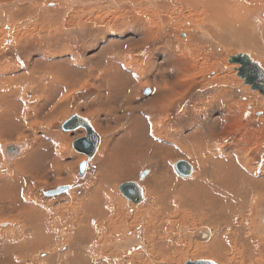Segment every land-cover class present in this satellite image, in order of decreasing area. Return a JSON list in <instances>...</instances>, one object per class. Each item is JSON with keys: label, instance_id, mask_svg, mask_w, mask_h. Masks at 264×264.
<instances>
[{"label": "rangeland", "instance_id": "374dc122", "mask_svg": "<svg viewBox=\"0 0 264 264\" xmlns=\"http://www.w3.org/2000/svg\"><path fill=\"white\" fill-rule=\"evenodd\" d=\"M29 1L31 0H3V2L1 1V4H3L4 7H0V30H4L2 33L0 31V85L4 82L3 79L11 78L8 76L10 73H14V76L16 73L17 76L20 77L19 81L13 82L12 85V88L14 89L20 88L19 93H11L16 105V108L14 106V115L0 121V180L4 181L3 176L7 174H11V177L18 178V173L22 174L23 171L28 176L27 185L24 190L22 189L24 193L26 192L25 198H23V194L21 195L19 192L18 194L13 195L10 192L11 190L8 189L14 183L16 184V182H13L11 186L5 189L0 187V197L3 198L2 195L5 196L4 194H6L9 197H7L5 201L8 200L9 203L13 202L12 205H9L10 207L7 206L8 208H6V206H0V223H2L0 226V239H2L0 240L2 242L0 247H4L3 250L1 249L0 264H47V262L49 264H67V262L68 264H100L92 263L91 261L86 260L84 256L77 257V254L71 251L73 246L66 240L65 236L69 237L70 234H72L76 227V222L82 224L81 220L84 221L83 218L87 216L85 214H88V208L95 206L98 202V197L102 196H105V199H112L115 206L121 205V210L124 213V220L128 221L129 226H134L129 231L134 234L132 238H136L137 245H130V243H127L130 242V235L125 231V229L128 228L126 223L124 229L126 235L125 232L123 233L122 229H119L120 231L117 230V232L113 231L114 233L107 231H104V233L96 232L103 235L100 240H94L101 244L97 243V247L101 246L97 249H104L102 243L106 248L104 250H111L110 252H113L114 250L117 251V248V254L120 251L117 260H126L124 256L130 252H133V254L135 253L134 255L136 257L141 253L138 258L141 259L142 262H146L143 264H152L148 263L150 262V260L147 259L149 258L148 255L150 256V259L155 256L153 253H149V249L161 239H159L160 236H157L155 239L150 240V229L146 230L145 228L146 222L148 221L146 211L154 205L153 197H155L153 192L155 185L152 180H149L150 182L147 184H145V182H148L147 180L149 176L153 178L154 175L161 173L159 171L162 170H169L171 173V176H168L167 173L163 172L165 178V183L163 182V192L164 195H166L165 199H171L169 196L172 195L175 199L187 197V199L191 200L192 204H190L191 207L189 209H184L183 206L179 210L184 211L183 214L185 213L186 216H188L183 222L178 220V223L181 222L182 224H186V226L188 225L187 233L192 235L202 234V232L207 234L208 231L212 233L213 230L216 231L218 226H224L225 223H228V219L231 220L232 218V220L237 221V218L240 216L238 220L240 222L242 221V228L245 226L246 222H248V225L245 226L247 228L244 227V229L247 230L246 233L253 237H264V232L262 231L264 230L262 228L264 222L262 221V224L260 220L262 216L261 214H263L261 211L264 210V198H262L264 196H260L257 192L256 194L243 193L245 198L242 199L239 196L237 197L238 194H236L234 196V201L237 203V206L234 205L233 210L228 209V207L223 205V200L226 199L227 193L229 192L227 190L232 189L231 186H225L226 183L223 182V177H226L227 181L232 179L233 175L228 176V173H240L243 175V172H246L244 173V176L246 177V180H249V183L255 179L254 181L257 182V185L260 188L264 185V97L253 91L250 86L244 84V81L238 76L239 72L235 69V66L230 63L229 59L231 56L235 57L241 54L252 58L257 64H264V52L260 50L262 47L256 48V44L249 43L250 41H254L250 40L248 33L254 34L253 37L257 40L260 37L257 35L255 29L257 26L250 27L247 32L239 31L236 33L233 31L231 35L218 31L217 29L214 30L215 27L211 30L210 35H207V31L212 28L206 26V33L204 34L203 31L200 32L198 27L194 26V22H192L194 20L191 18L192 13L189 15L186 4H182L180 2L181 0H162L163 4H165L164 2L166 1V5L161 9H157L159 15L156 12L148 14L150 8L147 7L148 10H146L147 8L144 0H132V2L130 0H113L118 1V5L112 6L116 12L108 10L110 11V14H107L104 10L101 11L102 13H97L99 10L104 9V7L106 8V6H102L104 3H95L96 5L94 6L96 7L93 10L89 7L91 5H83V3H81L82 0H79L80 2L78 0L77 2L76 0H69L70 2L68 0ZM23 4L24 6H22ZM156 4L158 8V5H160L158 0L155 5ZM128 6L139 8L141 13L147 12L145 17L143 16V24L139 22V19L127 15V11L125 13L121 11ZM32 7H34V9H32ZM203 7L204 6H201L202 9ZM4 8L6 14L12 12L16 14L19 19L16 24L18 25V22L20 21L19 28L20 30L25 31L22 35H15V33L18 32V27L16 28V25H14L12 33H9L11 31L8 26L9 24L6 21L7 18L2 16ZM52 9L55 11H52ZM151 9L154 11L153 8ZM58 10H61V12ZM263 14L264 7L257 11V22L261 23L259 18H261V16L263 17ZM19 15L20 17H18ZM66 15H68L69 18ZM52 17L57 21H46L48 18L53 19ZM113 18L114 21L112 20ZM42 21H46V24L40 26ZM261 26L264 27L262 24ZM35 27L38 29H35ZM66 29L67 31H65ZM224 31H226V29H224ZM255 34L257 35L256 37ZM239 35L241 36L238 37ZM232 37L235 38L233 42L225 45L222 39L229 41L233 39ZM26 38H28L29 41ZM244 38L246 39L241 40ZM123 40L124 42H122ZM257 40L255 41L256 43H258ZM25 43H36V46L34 49L30 48L28 52H25ZM103 46L104 49L101 50ZM167 47H173L176 49L181 48V51L186 49V47L188 48V57L189 55L193 57V61L191 60L190 62L192 64V69L191 67L188 69V72L190 73L187 72L181 76L178 75L177 80L176 74H174V77V75L172 76L171 73H168L174 68L178 67L180 69L181 66L178 64L180 61L174 62L178 61V59H175L174 57V59H170L168 58L169 55L163 53L162 49ZM87 49L91 52H88ZM100 50L102 54H100ZM68 53H70V55ZM116 54H119L118 57H116ZM164 54L165 56H163ZM123 56L130 60V62L127 61L125 65H123ZM79 58H84L82 60L86 63V65H84L85 67L76 63V60ZM107 62H109V66L107 65ZM110 64L112 66H110ZM113 67H115L118 72H114L112 70ZM56 68H60V76L57 77L55 74V77H52V79L48 77L44 78L42 83L45 84L47 82L46 84H51V86L41 95L38 90L44 87L40 85L37 87L35 86L36 84L33 83L32 80L34 78L33 75L36 72L46 71L45 69L55 71ZM102 69H105L106 71L105 76H109L105 77L104 80L106 82L110 81V83L113 84V87L119 85L121 89L123 88L125 90L126 86L129 85L127 90L133 92L131 97H134V100L137 101L134 110H132L131 107L128 108L127 105H125V109L123 110L121 109L122 105L119 104L116 106L115 101L119 100L120 96L116 93L108 98V104L110 107L105 106L104 101L100 102L99 99H95L96 96L98 98L100 97V93L95 87L97 85L95 84L98 83L96 82L99 79L98 72ZM123 69H125L126 72H124ZM19 70L23 72L21 73ZM147 72L151 75L146 76L145 74ZM78 73H81L82 76L85 75L87 78L82 80V76ZM87 73L91 77H89ZM124 73H127L126 75L129 78L128 81L120 80ZM26 75H30V77H26ZM134 75L137 76L133 79ZM28 78L30 80H28ZM140 78H142V81H139ZM10 81L12 80H9V82ZM67 82H72L73 84L79 82V84L73 88H67ZM166 82L169 85H178V89L175 92L176 94L174 93L175 95L160 98L159 104L156 105L159 101V96H155L154 94H160L163 86L166 85ZM91 83L93 85H91ZM162 83L164 85H162ZM19 84L21 86H18ZM146 84H148V87ZM154 84H159L161 88H156ZM169 85H166V87ZM146 90H150L149 95L144 93ZM91 98H94L92 102ZM96 100L100 103L98 109H95L93 104ZM139 103H142L147 109ZM155 105L156 107L160 106L159 108L164 112V115L162 116V120L164 121L161 124V128L170 133L181 131L182 134H179V136L182 141H185L184 135L191 138L192 132L197 131L200 127H205L206 125L210 127L211 133L217 135L214 143L212 139H208L206 145L208 147V144H210L212 147L209 150L212 149L216 153L214 152L208 157V159H205L203 155H200L199 158L200 167L207 169L209 174H212L213 172L215 173L214 182L210 183L209 177L205 180L203 177L204 172H201L196 178H189V176L187 179H181L178 175L180 173L177 170V165L175 167L176 161L183 158V155H181L176 148V144L177 146L179 145V142H177L178 138H173L170 134H164L162 140H167L169 138V141L172 142L171 144L165 143L164 145V140H159L160 138L157 140L156 138L151 139L153 136H148V134L150 135L148 127L151 129V126L148 121V119L150 120V117L146 113H148V110H152L151 113H153L156 108ZM159 108L157 110H159ZM98 110H101L102 114H107L104 115L107 116V118L104 119L107 122L100 119ZM89 111L94 115V118H96L98 124V130L96 133L99 135L101 143L94 161L90 162L91 166L88 168L87 174L80 176L79 169L77 171L75 164L81 162L79 165L81 166L82 163L89 162L83 153L78 152L74 148L75 141H73V137L78 136L77 138L84 139L85 136L83 134H77L82 131L80 129L69 132L64 130L63 126L74 117H79V114L86 117V115H88L87 112ZM130 113L132 115H130ZM190 113L191 118L189 117ZM226 113L228 114L226 115ZM221 115L224 116V118L221 117ZM85 117L80 116L82 119H87ZM232 117H235V121L233 123H228L230 119L232 120ZM90 119L93 120L91 117ZM88 121L90 120L87 119V122ZM133 121L134 123H132ZM140 123L143 124L145 128L144 130H146L145 133L140 128ZM127 124L128 127L135 125V128L133 129L138 127L139 131H136L138 133H135L136 135H134V130H128V134H132L130 136L127 132L122 131L123 129H127ZM228 127H232V131L227 136H222L223 131ZM147 132L148 134H146ZM64 135H68L72 140H68V137H64ZM26 138L33 141L32 149L34 151L25 159V161L18 163L16 166L12 165L13 162L24 152L29 150L30 143L29 141H24ZM117 138L119 140L118 148L120 150L115 153L116 158L113 160V164L110 162L108 164L106 158L109 159V156L114 155L112 154V151L109 152V150L116 144L115 140ZM148 138L152 141H149ZM17 139L20 141L16 142ZM6 140L7 142L13 141L12 143L14 145L12 143H6L2 146L3 141ZM163 147L165 148L163 149ZM184 147L185 145L183 144V149ZM218 148H221L222 151H218ZM113 152H115V150H113ZM148 153L150 156L157 154L156 158L152 160V163L147 162L148 158L146 155ZM1 157L4 158L3 165L1 163ZM144 158H146L145 161ZM179 162H184V160H180L177 163ZM159 164L163 165L165 169L159 168ZM9 166L11 167L9 168ZM259 166L263 167V171L259 169L261 168ZM144 170L149 173H151L150 170H152V176L148 173L149 176L146 175V177L142 179L141 174L145 172ZM174 173L176 174V177L174 176ZM132 182H138L144 190V195H146L144 196L145 203L141 205L140 208L136 206L134 208L133 204L127 201L120 192V187L123 184ZM242 182L243 184L239 183L238 187H235L236 190L241 189L242 186L246 184L244 180ZM61 184H68L66 186L74 187V191L57 197H52L53 199L46 197L45 194L47 192L57 190L61 187H58V185ZM196 186H199L200 188H197ZM19 188L21 189V187ZM175 192L177 193L175 194ZM195 193L197 194L195 195ZM203 193L206 197L205 195L201 197ZM193 198L198 200L197 204L194 203L196 200ZM202 200H206L207 204H200ZM215 204L219 207H216ZM238 207L241 208L239 215L238 217L235 216L236 218H233L232 215ZM248 207L249 209H247ZM30 208L34 210V213L30 214L31 216L23 218L24 220H19L15 216L17 214H22L24 211L29 214ZM195 209L200 216L192 213ZM160 210H162V207ZM200 210L202 211V214ZM12 211L14 213H12ZM84 211L87 213H84ZM135 214L137 217L131 222V219L133 218L132 216ZM251 214L255 215L251 216ZM211 215H213V218L216 220L211 218ZM81 216L83 218H81ZM207 219H213L214 224L216 222L218 223L214 226L213 230L210 226L204 224ZM203 220L205 221L203 222ZM71 222L75 223V227ZM249 222H251V224ZM22 225L27 227L30 231L28 243L22 242V239L19 237V235L22 234L18 229ZM80 226L82 227V225ZM76 231L75 236L84 238L85 231L83 227L79 228L78 226ZM61 233L64 234L62 235ZM177 233H179V231H177ZM88 234L89 233H85V235ZM234 234L235 233L228 238L229 241L232 242L231 245H234L235 243ZM4 242H7V245H4ZM219 243L220 245L223 243L221 238L219 239ZM69 244L71 247H69ZM139 244H141V246ZM221 247L225 248V245H222ZM65 248L70 249L67 250ZM92 248L93 247L90 249ZM174 249L179 255L177 258V264H187L189 262L193 263L198 261H213L214 264H224V262L220 260L210 258L211 256L205 260H200L201 257L185 258L186 256L184 253L181 256L182 252H184V247L172 248L169 254H171ZM46 250L48 254L45 253ZM164 252L163 254L166 256V259L168 255ZM155 253L156 255H159V252ZM247 253L248 251L246 249L242 250L240 247H237L234 251L229 252L228 263L253 264L246 258ZM100 254L101 252H98V255ZM145 255L147 258L144 257ZM241 255H243V257H241ZM262 256H264V253ZM258 257L259 256H254L255 259H258ZM99 259L100 258H97V260Z\"/></svg>", "mask_w": 264, "mask_h": 264}, {"label": "bare ground", "instance_id": "6f19581e", "mask_svg": "<svg viewBox=\"0 0 264 264\" xmlns=\"http://www.w3.org/2000/svg\"><path fill=\"white\" fill-rule=\"evenodd\" d=\"M3 2V0H0V7L1 6H3V4H1L2 2ZM9 1V0H8ZM32 1V0H31ZM31 1H29V2H31ZM41 1V0H40ZM45 1V0H44ZM69 1V0H68ZM71 1H75V0H71ZM79 1V0H78ZM131 2H132V0H130ZM162 0H158V2L160 3V5H158V8H157V4L155 5V3L157 2V0H147V1H145L144 0V3H145V5H146V8L148 7V8H150L149 10H148V8L146 9V10H148V14H150V13H158V10L157 9H161L164 5H166V1L164 2L165 4H163V1L161 2ZM171 1V0H170ZM176 1V0H175ZM17 2H21V1H17ZM34 2V1H33ZM32 2V3H33ZM37 2V1H36ZM70 2V1H69ZM68 2V3H69ZM76 2H77V0H76ZM80 2V1H79ZM117 2L118 1H113V0H93V1H91V0H82L81 1V3H83V5H91V6H89L90 8H92L93 10H94V8L96 7V6H94V5H96V4H101V3H104L102 6H106V8L104 7V9H102V10H99L97 13H102L101 11H105L107 14H110L109 12L110 11H108V10H111V11H115V9H113V7L112 6H116V5H118L117 4ZM120 2H122V1H120ZM139 2V1H138ZM142 2V1H141ZM182 4L183 3H185L186 4V6H187V8H188V12H189V15L192 13V20H194V21H192V20H190V21H192V22H194V26H196V27H198V30L200 31V32H202L203 31V33L205 34L206 33V30H205V27L207 26L208 28H212V29H210V30H208L207 31V35H210V32H211V30H213V27H215L214 28V30L215 29H217L218 31H221V32H225V33H227L228 35L230 34L231 35V33L233 32V31H235L236 33H238L239 31H241V32H247L248 30H249V28L250 27H253V26H257L255 29H256V31H257V35L258 36H260L259 38H258V40L257 39H255L253 36H254V34H252V33H248L249 34V36L248 37H250V40H253L254 42L257 40L258 41V43H254V42H252V41H250L249 43H252V44H256V48H258V47H262V48H260V50H262V52H264V27L263 26H261V24L262 25H264V14H263V17L261 16V18H259V21L261 22V23H259V22H257L256 21V16H257V11L258 10H260V8H263L264 7V0H181L180 1ZM13 3V2H12ZM11 3V4H12ZM28 3V2H27ZM26 3V4H27ZM42 3H43V1H42ZM96 3V4H95ZM169 3V2H168ZM167 3V4H168ZM10 4V3H9ZM31 4V3H30ZM56 4V3H55ZM131 4V3H130ZM136 4V3H135ZM140 4V3H139ZM142 4V3H141ZM169 4H171V3H169ZM180 4V3H179ZM19 5V4H18ZM17 5V6H18ZM57 5V4H56ZM67 5V4H66ZM73 5V4H72ZM172 5V4H171ZM218 5V6H217ZM14 6V5H13ZM21 6V5H20ZM22 6H24V4L22 5ZM39 6H40V2H39ZM185 6V7H186ZM201 6H204L203 7V9L201 8ZM4 7V6H3ZM2 7V8H3ZM11 7V6H10ZM30 7V6H29ZM35 7V6H34ZM34 7H32V9H34ZM59 7V6H58ZM68 7V6H67ZM139 7H141V6H139ZM15 8H17V7H15ZM20 8V7H19ZM38 8V7H37ZM36 8V9H37ZM69 8V7H68ZM70 8H71V6H70ZM116 8V7H115ZM143 8V7H142ZM151 8H153V10L154 11H152V9ZM171 8V7H170ZM50 9V8H49ZM57 9V8H56ZM86 9V8H85ZM101 9V8H100ZM182 9V8H181ZM180 9V10H181ZM38 10V9H37ZM90 10V9H89ZM96 10V9H95ZM117 10V9H116ZM15 11V10H14ZM52 11H55V10H53L52 9ZM58 11H60L61 12V10H58ZM123 13H125L126 11H127V15H129V16H132L133 18H137V19H139V22L141 23V24H143V16L145 17V15H146V13L144 12V13H141V10L139 9V8H135L134 6H128L127 8H124V9H122L121 10ZM177 11V10H176ZM183 11V10H182ZM33 12V11H32ZM37 12V11H36ZM35 12V13H36ZM42 12V11H41ZM62 12H63V10H62ZM105 12H103V13H105ZM116 12V11H115ZM160 12V11H159ZM181 12V11H180ZM34 13V12H33ZM94 13V12H93ZM119 13H121V12H119ZM260 13V12H259ZM42 14V13H41ZM41 14H38V15H41ZM53 14V13H52ZM57 14V13H56ZM118 14V13H117ZM166 14V13H165ZM34 15V14H33ZM99 15V14H98ZM104 15V14H103ZM103 15H102V17H103ZM114 15V14H113ZM158 15H159V13H158ZM161 15H164V14H161ZM177 15V14H176ZM176 15H175V17H176ZM261 15V14H260ZM2 16L3 17H6L7 19H6V21H7V23L9 24L8 26L10 27V31L11 32H9V33H12V31H13V28H14V25H16V28L18 27V32L17 33H15V35H22L25 31L24 30H20V28H19V26H20V21L18 22V25L16 24V22L19 20L18 18H17V16H16V14L14 13V12H12V13H7L6 14V10H5V8H4V10H3V12H2ZM56 16V15H55ZM61 16V15H60ZM60 16H58V17H60ZM68 18H69V16L68 15H66ZM115 16H117V15H115ZM155 16V15H154ZM177 16H179V15H177ZM241 16V17H240ZM2 17V18H3ZM18 17H20V15L18 16ZM36 17H37V15H36ZM62 17V16H61ZM99 17V16H98ZM157 17V16H156ZM17 18V19H16ZM53 18V17H52ZM116 18V17H115ZM188 18V17H187ZM33 19V18H32ZM35 19V18H34ZM56 19H58V18H56ZM101 19V18H100ZM145 19H147V18H145ZM212 19H214V20H212ZM38 20V19H37ZM50 20H52V22H54L55 21V18H53V19H51V18H48L46 21H50ZM99 20V19H98ZM113 21H114V18L112 19ZM132 20V19H131ZM135 20V19H134ZM150 20V19H149ZM174 20V19H173ZM46 21H42V24L40 25V26H42L43 24H46ZM57 21V20H56ZM55 21V22H56ZM104 21V20H103ZM11 22V23H10ZM59 22V21H58ZM67 22V21H66ZM188 22V21H187ZM5 23V22H4ZM146 23V22H145ZM191 23V22H190ZM212 23V24H211ZM256 23V24H255ZM1 24V23H0ZM53 24V23H52ZM52 24H50V25H52ZM58 24V23H57ZM65 24H67V23H65ZM105 24H106V22H105ZM105 24H104V26H105ZM4 25V24H3ZM6 25V24H5ZM184 25V24H183ZM190 25V24H189ZM213 25V26H212ZM23 26V25H22ZM34 26V25H33ZM39 26V27H40ZM55 26H57V25H55ZM6 27V26H5ZM64 27H65V25H64ZM96 27V26H95ZM94 27V28H95ZM189 27V26H188ZM41 28V27H40ZM49 28V27H48ZM61 28V27H60ZM66 28V27H65ZM132 28V27H131ZM4 29V28H3ZM9 29V28H8ZM35 29H38V28H36L35 27ZM62 29V28H61ZM224 29H226V31H224ZM262 29V30H261ZM34 30V29H33ZM75 30V29H74ZM189 30V29H188ZM193 30V29H192ZM232 30V31H231ZM1 31V33L2 32H4V30L2 31V30H0ZM23 31V32H22ZM42 31V30H41ZM65 31H67V29L65 30ZM229 31H231V32H229ZM7 32V31H6ZM184 32V31H183ZM190 32V31H189ZM56 33V32H55ZM82 33V32H81ZM197 33V32H196ZM26 34V33H25ZM57 34V33H56ZM190 35V34H189ZM256 34H255V37L257 36ZM241 35H239L238 37H240ZM110 37V36H109ZM193 37V36H192ZM191 37V38H192ZM197 37V36H196ZM236 37V36H235ZM108 38V37H107ZM230 38H231V36H230ZM233 38V37H232ZM27 40H28V38H26ZM235 38H233V39H231V40H229V41H227V40H225V39H222L223 41H224V43H225V45H228L229 43H231V42H233V40H234ZM246 38H244V39H241V40H245ZM16 40V39H15ZM19 40V39H18ZM12 41V40H11ZM29 41V40H28ZM51 41V40H50ZM127 41V40H126ZM125 41V42H126ZM130 41V40H129ZM132 41V40H131ZM185 41H187V40H185ZM14 42V41H13ZM16 42V41H15ZM122 42H124V40L122 41ZM32 43V42H31ZM147 43V42H146ZM218 43V42H217ZM28 43H25L24 45V48H25V52H28L29 51V49L31 48V49H34L35 48V44H28ZM44 44V43H43ZM97 44V43H96ZM210 44V43H209ZM208 44V45H209ZM219 44V43H218ZM50 45V44H49ZM188 45V44H187ZM45 46V45H44ZM91 46V45H90ZM45 48V47H44ZM179 48V47H178ZM104 49V46H103V48L101 49V50H103ZM181 49V48H180ZM180 49H176V48H169V47H167V48H164V49H162L163 50V53H165V54H167V55H169L168 56V58H170V59H172L173 57L175 58V59H178V61H174V62H179L180 61V63H178L180 66H181V68L179 69L178 67L177 68H174L173 70H171V72H168V73H171V75L173 76L174 74H176V80H177V77H178V75L179 76H181V75H183V74H185V73H187L188 72V69L191 67V69H192V64L190 63L191 62V60L193 61V57L191 56V55H189V57H188V48L186 47V49H183V51H181ZM46 50V49H45ZM44 50V51H45ZM89 49H87V51H88ZM101 50H100V54H102V52H101ZM212 51V50H211ZM88 52H91V51H88ZM191 52V51H190ZM52 53H54V52H52ZM69 55H70V53H68ZM75 54V53H74ZM77 54V53H76ZM135 54V53H134ZM141 54V53H140ZM165 54L163 55V56H165ZM118 55L119 54H116V57H118ZM128 55V54H127ZM241 55V54H240ZM73 56V55H72ZM98 56V55H97ZM97 56H95V57H97ZM238 56V55H237ZM245 56H247V55H245ZM35 57V56H34ZM39 57V56H38ZM94 57V58H95ZM101 57V56H100ZM110 57V56H109ZM129 57V56H128ZM228 57H229V55H228ZM234 57V56H233ZM232 56H231V58L229 57V59L231 60L232 58H233ZM248 57V56H247ZM61 58V57H60ZM80 58H81V56H80ZM78 59V60H76V63L77 64H79L80 66H83V67H85L84 65H86V63L82 60V59H84V58H82V59ZM173 58V59H174ZM234 58H236V56L234 57ZM250 58V57H249ZM92 59H93V57H92ZM130 59V58H129ZM169 59V60H170ZM252 59V58H251ZM89 60V59H88ZM123 61H124V63H123V65H125V63L128 61V62H130V60H128V59H126V57H124L123 56V59H122ZM93 61V60H92ZM172 61V60H171ZM170 61V62H171ZM225 61V60H224ZM252 61L253 62H255L253 59H252ZM152 62V61H151ZM74 63V62H73ZM109 62H107V65L109 66V64H108ZM21 64V63H20ZM257 64V63H256ZM123 65H122V67H123ZM233 66H235V69H237V71L239 72V69L241 68V66L239 65V64H232ZM261 68H263V70H264V64H262V65H260V64H258ZM110 66H112L111 64H110ZM178 66V65H177ZM226 66H227V64H226ZM228 67V66H227ZM23 68H24V66H23ZM198 68V67H197ZM20 69H22V68H20ZM190 69V70H191ZM204 69V68H203ZM226 69V68H225ZM46 71H42V72H36L33 76H34V78L32 79L33 80V83H35L36 85V87L38 86V85H40V86H42V87H44V88H40L39 90H38V88H37V90L41 93V95L43 94V92L45 91V90H47L48 88H50V86H51V84H49V85H47L46 83L45 84H43L42 83V81H43V79L44 78H46V77H48V78H51L52 79V77L54 78L55 77V74L57 75V77H59L60 76V73H61V70H60V68H56L55 69V71H50L51 69H45ZM87 70V69H86ZM112 70L114 71V72H118L117 71V69L115 68V67H113L112 68ZM167 70V69H166ZM193 70H194V67H193ZM232 70V69H231ZM16 71V70H15ZM89 71H90V69H89ZM112 71V72H113ZM123 71L124 72H126L125 71V69H123ZM199 71V70H198ZM198 71H196V72H198ZM3 72H6V71H3ZM19 72H21V70H19ZM23 72V71H22ZM21 72V73H22ZM135 72V71H134ZM133 72V73H134ZM18 73V72H17ZM127 73H129V72H127ZM127 73H124L123 74V77L122 78H120V80H122V81H128V77H127ZM188 73H190V72H188ZM80 76H82V74L81 73H78ZM105 74H106V71H105V69H102V70H99V72H98V77H99V79L96 81V82H98L97 84H95V85H97V86H95L96 87V89L98 90V92L100 93V97L98 98L97 96H96V98L95 99H99L100 100V102L101 101H104V103H105V106H108V107H110V105L108 104V98H110L113 94H119L120 96H119V100H116L115 101V105L117 106V105H122L121 106V109L123 110V109H125V105H127L128 106V108L129 107H131V109L132 110H134L135 108V106H136V100H134V97L132 98L131 97V95H133V92L131 91V90H127L128 89V86H126V89L124 90L123 88L121 89V87L119 86V85H116L115 87H113V84H111L110 83V81H105L104 80V78L105 77H109V76H105ZM87 75L89 76V77H91L88 73H87ZM133 75V74H132ZM146 76H149V75H151L149 72H147L146 74H145ZM145 75H143V76H145ZM239 75V74H238ZM9 77H11V78H5V79H3L4 80V82L0 85V121H3V120H5L7 117H9V116H13L14 115V106H15V108H16V105H15V101H14V99L12 98V96H11V93H19L20 92V88L18 89V88H12V85H13V82H15V81H19V76H17V74L15 73V76H14V73H10L9 75H8ZM130 76V75H129ZM137 75H134L133 76V79H134V77H136ZM26 77H30V75H26ZM93 77V76H92ZM174 77H175V75H174ZM185 77H186V75H185ZM82 78V80L83 79H85V78H87L85 75L84 76H82L81 77ZM172 78V77H171ZM184 78V77H183ZM185 79V78H184ZM186 79H188V78H186ZM241 80H243L244 81V84L245 85H247V86H250L251 87V85H248V84H246V81H245V78H240ZM9 80H12V81H10L9 82ZM28 80H30L29 78H28ZM175 80V81H176ZM179 80H180V78H179ZM192 80H193V78H192ZM56 81V80H55ZM139 81H142V78H140L139 79ZM231 81V80H230ZM27 82H29V81H27ZM49 82V81H48ZM182 82V81H181ZM180 82V83H181ZM106 83V84H105ZM163 83H165V82H163ZM162 83V85H164ZM189 83V82H188ZM79 84V82H76V84H73L72 82H67L66 83V87L67 88H73V87H75L76 85H78ZM178 84V83H177ZM91 85H93L92 83H91ZM147 85V87H148V84H146ZM155 85V87L156 88H161L160 87V85L159 84H154ZM166 85H169L167 82H166ZM166 85H164L163 86V88H162V92L160 93V94H157V93H155L154 95L156 96V95H158L159 96V101L156 103V105L157 104H159V102H160V98H163V97H168V96H172V95H175L176 93V90L178 89V85H176V86H174V84L172 85V84H170L169 86H167L166 87ZM18 86H21L20 84L18 85ZM26 87V86H25ZM100 87V88H99ZM149 87H150V85H149ZM182 87V86H181ZM23 88V87H22ZM153 88V87H152ZM252 89V88H251ZM253 90V89H252ZM161 91V90H160ZM253 91H255V92H257V93H259L260 95H262L263 97H264V95L263 94H261L260 93V91H257V90H253ZM175 93V94H174ZM89 94V93H88ZM178 94V93H177ZM153 95V96H154ZM184 96V95H183ZM252 96V95H251ZM10 98V99H9ZM39 98H40V96H39ZM149 98V97H148ZM151 98V97H150ZM93 99L94 98H91V102L93 101ZM164 99H166V98H164ZM89 100V99H88ZM151 100V99H150ZM167 100V99H166ZM40 101V100H39ZM149 101V100H148ZM147 101V102H148ZM175 101V100H174ZM146 102V103H147ZM150 102V101H149ZM96 103V104H95ZM95 103H93L94 104V106H95V109H98V106H99V101H95ZM39 104V103H38ZM140 104V103H139ZM197 104V103H196ZM141 106H143V107H145L142 103L140 104ZM145 105H147V104H145ZM154 105V104H153ZM156 105H155V107H156ZM193 105V104H192ZM38 106V105H37ZM159 106V105H158ZM164 106V105H163ZM162 106V107H163ZM170 106V105H169ZM195 106V105H194ZM225 106V105H224ZM28 107V106H27ZM160 107V106H159ZM159 107H156L155 108V110L153 111V113H151L152 112V110H148V113H146L149 117H150V120L148 119V121H149V124H150V126H151V129L148 127V132L150 133V135L148 134V132L146 133V134H148V136H153L151 139H153V138H156V140L157 139H159V140H162V138H164V134H170L171 136H173V138H178V141L177 142H179V145L177 146V144H176V148H177V150H179V152H180V154L181 155H183V158L182 159H178L177 161H176V163L178 162V161H180V160H184V162L185 163H189L188 164V166H189V168H190V170L189 171H187L186 169H184L182 172L180 171V169L177 167V170H178V172L181 174H178V172L176 171V173L181 177V179H187V177H189V178H192V177H194V178H196L201 172H204V179L205 180H207V177H209L210 178V183L211 182H214V177H215V173L213 172H210V173H212V174H209L208 173V170L207 169H204L203 167H200L201 165H200V162H199V158H200V155H203L204 156V158L205 159H208V157H210L215 151L214 150H209L212 146H210V144H208V147L206 146L207 145V142H208V139L209 140H213V143H214V141H215V139L217 138V135L216 134H214V133H211V129H210V127H208V125H206L205 127H200V129H202V130H200V129H198L197 131H194V132H192L191 133V138H188L187 136H185L184 135V138H185V141L183 140L182 141V139L180 138V136H179V134H182L181 133V131L180 132H178V131H175V132H173V133H170V132H168V131H166V130H163L162 128H161V124L163 123V121L164 120H162V116L164 115V112L162 111V109L161 108H159ZM192 107V106H191ZM197 107V106H196ZM223 107V106H222ZM221 107V108H222ZM231 107V106H230ZM253 107V106H252ZM159 108V110H157ZM193 108V107H192ZM227 108V107H226ZM234 108V107H233ZM120 109V110H121ZM145 109H147L146 107H145ZM199 109V108H198ZM228 109H229V106H228ZM235 109V108H234ZM114 110V109H113ZM119 110V109H118ZM193 110V109H192ZM197 110V109H196ZM221 110V109H220ZM167 111V110H166ZM234 111V110H233ZM102 111L101 110H98V114H99V117H100V119L101 120H104V119H106L107 118V116H104V115H107V114H102L101 113ZM231 112V111H230ZM235 112V111H234ZM88 113V115H86V117L84 116V115H80L79 114V117L78 118H80V116L81 117H85V118H87L88 120H90V121H88V124L90 125V127L93 129V131H94V140H97V141H99V145H98V147H97V149L95 150V152H94V154L91 156V157H88L85 153H83L82 151H78V152H80V153H83L84 155H85V157H87V159H88V167H87V169H86V171L83 173V175L82 176H84V175H86L87 174V170H88V168L91 166L90 165V162H92V161H94V158L96 157V154H97V152H98V150H99V148H100V143H101V139H100V137H99V135L96 133L97 132V122H96V118H94V115L92 114V113H90V111L89 112H87ZM216 113V112H215ZM221 113V112H220ZM233 113V112H232ZM95 114V113H94ZM199 114V113H198ZM228 113H226V115H227ZM230 114V113H229ZM236 114V113H235ZM130 115H132L131 113H130ZM89 117V118H88ZM90 117L91 118H93V120H91L90 119ZM189 117L191 118V113H190V115H189ZM197 117V116H196ZM221 117H223L224 118V116H222L221 115ZM236 117V116H235ZM235 117L233 118L232 117V120L230 119V121L228 122V123H233L235 120ZM231 118V117H230ZM241 118H242V116H241ZM82 119V118H81ZM87 119H84L86 122H87ZM108 119H109V116H108ZM215 119V118H214ZM237 119V118H236ZM104 121H106V120H104ZM107 122V121H106ZM210 122V121H209ZM132 123H134V121L132 122ZM193 123H194V121H193ZM192 123V124H193ZM191 124V123H190ZM195 125V124H194ZM140 128L144 131V133L146 132V130H144L145 128H144V126H143V124L142 123H140ZM133 128H135V125L134 126H130V127H128V124H127V129L125 130V129H123L122 131H124V132H127V134H128V130H134L133 132H134V135H136L135 133H138V132H136V131H139V129H138V127L136 128V129H133ZM82 130V131H80V133H77V134H83L84 136H85V139L86 138H88V129H87V127L86 126H84V125H82L81 124V126H78V127H76V129H74V131H76V130ZM232 127H228L227 129H225L224 131H223V133H222V136H227L228 134H230V132L232 131ZM176 130V129H175ZM166 131V132H165ZM174 131V130H173ZM70 132V131H69ZM57 134V133H56ZM208 134H209V136H208ZM58 135V134H57ZM122 135V134H121ZM128 135H130V134H128ZM132 135V134H131ZM130 135V136H131ZM133 135V136H134ZM143 135V134H142ZM125 136V135H124ZM146 136V135H145ZM144 136V137H145ZM170 136V137H171ZM179 136V137H178ZM64 137H68V140L69 139H71L72 140V138L71 137H69L68 135L67 136H65L64 135ZM78 136H74L73 137V141H75L74 142V144H77V143H80V142H82L84 139H80V138H77ZM128 138V137H127ZM130 138H132V137H130ZM150 138H148L149 139V141H152V140H150ZM61 139V138H60ZM75 139V140H74ZM142 139H145V138H142ZM147 139V140H148ZM67 140V139H66ZM131 140V139H130ZM158 140V141H159ZM164 140V139H163ZM162 140V141H163ZM175 140V139H174ZM20 140H18L17 139V141L16 142H19ZM24 141H29V143H30V146H29V150H27L26 152H24L16 161H14L13 162V164L12 165H17L18 163H21V162H23V161H25V159L26 158H28L31 154H32V152L34 151L32 148H33V141L32 140H30V139H25ZM149 141H147V142H149ZM162 141H161V143H162ZM176 141V140H175ZM174 141V142H175ZM13 142V141H12ZM12 142H7V140L6 141H3V144H2V146L4 145V144H6V143H12ZM115 142H116V144L109 150V152L110 151H112V154H114V155H111V156H109V159H107L106 158V162L108 161V164H109V162L111 163V164H113V160L116 158L115 157V153H117L120 149L118 148L119 147V140H118V138L115 140ZM15 143V142H14ZM73 143V142H72ZM131 143V142H130ZM150 143V142H149ZM156 143V142H155ZM165 143H168V144H171L172 142H170L169 141V138L167 139V140H164V145H165ZM13 144V143H12ZM118 144V145H117ZM183 144L185 145V147H184V149H183ZM14 145V144H13ZM122 145H123V143H122ZM2 146H1V148H2ZM150 147H153V146H150ZM156 147V146H155ZM215 147V146H214ZM213 147V148H214ZM35 148V147H34ZM121 148H122V146H121ZM149 148V147H148ZM165 147H163V149H164ZM118 149V150H117ZM123 149V148H122ZM121 149V150H122ZM160 149H161V147H160ZM26 150V149H25ZM24 150V151H25ZM113 150H115V152H113ZM151 150V149H150ZM187 150H190V151H187ZM211 151H212V153H211ZM218 151H222V149L221 148H218ZM51 152V151H50ZM163 152V151H162ZM122 153H123V151H122ZM160 153V152H159ZM216 153V152H215ZM2 154H3V152H2ZM59 154V153H58ZM82 154V155H83ZM53 155V154H52ZM133 155V154H132ZM147 156V158H148V160H147V162H153L152 160H154L155 158H156V156H157V154L156 155H154L153 154V156H150L149 155V153L146 155ZM216 157V156H215ZM224 157V156H223ZM222 157V158H223ZM213 158V157H212ZM4 158H2L1 157V160H2V165L4 164L3 163V160ZM44 159V158H43ZM83 159V158H82ZM86 159V160H87ZM120 159V158H119ZM47 160V159H46ZM122 160V159H121ZM146 160V158H144V161ZM81 161H83V160H81ZM117 162V161H116ZM204 162V161H203ZM262 162V161H261ZM175 163V167H176V165H178L179 163H177L176 164ZM263 163V162H262ZM81 164V162H77L76 164H75V168H77V171H78V169H79V173L81 172L80 171V165ZM220 164V163H219ZM219 164H218V166H219ZM11 165V166H12ZM157 165H158V163H157ZM215 165H217V164H215ZM260 165V164H259ZM11 166H9V168L11 167ZM114 166V165H113ZM116 166V165H115ZM145 166V165H144ZM225 167V166H224ZM227 167V166H226ZM259 167H261V166H259ZM54 168H55V166H54ZM118 168H119V166H118ZM118 168H116V169H118ZM124 168V167H123ZM159 168H163V169H165V167L163 166V165H161V164H159ZM228 168V167H227ZM120 169H121V167H120ZM203 169V170H202ZM216 169V168H215ZM218 169V168H217ZM260 170H262L263 171V167H261V168H259ZM242 170V169H241ZM6 171V170H5ZM15 171V170H14ZM145 171V170H144ZM151 171V173H149L148 171H145L144 173H142L141 175H142V179L143 178H145L146 177V175H148V173H149V175H151L152 176V170H150ZM159 172H161V173H158L157 175H154V177L153 178H151L149 175V178H148V182H145V184H147V183H149L150 181L149 180H152V182H153V184L155 185V187H154V190H153V192H154V196L155 197H153V206L148 210V211H146V215H147V222H146V230H149L150 229V231H149V236H150V240H153V239H155L157 236H160L159 237V239H161V240H159V242H156V244H154L149 250V253H153L154 254V256L155 257H152L151 259H150V256L148 255V257L149 258H147L146 257V255L144 256L145 258H147V259H149L150 260V262H148V263H152V264H177V258H178V254H177V251L174 249V251L171 253V254H169V252H170V250L172 249V248H178V247H184V252H182V254H181V256L183 255V253H184V255L186 256L185 258H196V257H201V259L200 260H205V259H207L208 257H210V258H212V259H216V260H220V261H222V262H224V264H230V263H228V254H229V252L230 251H234V249H236L237 247H240L242 250H247L248 251V253H247V255H246V258L248 259V260H250V263H253V264H264V256H262V254L264 253V237L263 236H261L260 234L262 233V231L264 232V230H262L261 231V233L259 234L261 237H256V236H252V235H250V234H248V233H246V229H244V227L246 226V225H248V222H246V224H245V226L242 228V225L243 224H241V222L238 220V218L240 217H238V215H239V212H240V209L241 208H236V210H235V212L233 213V218L235 217V216H237L238 218H237V221H235V220H232V218H231V220L230 219H228L229 221H228V223H225L224 224V226H218L217 228H216V231H214L213 229H214V226L216 225V224H218L217 222L214 224L213 223V215H211V218H213L212 220H209V219H207V221H206V223H208V224H206V223H204L205 225H207V226H210L211 228H212V230H213V232L212 233H210L209 231L207 232V234L206 233H203L202 232V234H196V235H192V234H190V233H187V231H188V228H187V226H186V224H182L180 221H184L185 220V218H187L188 216H186V214L184 215L183 214V212L184 211H179L183 206V208L184 209H189L191 206H190V204H192L191 203V200L190 199H187V197H185V198H178V199H175V198H173L172 197V195L171 196H169V194H168V196L171 198V199H169V200H166L165 198H166V195H164V180H165V178H164V176H163V174L164 173H167V175L168 176H171V173H170V171L169 170H162V171H159ZM164 172V173H163ZM232 173H233V171H232ZM244 173H246V172H243V175L242 174H240V173H238V174H236V173H234V174H229L228 173V176L229 175H233V177H232V179H230V180H228L227 181V178L226 177H223L224 178V183H226V185L225 186H231L232 187V189H229V190H227V191H229L228 193H227V196H226V199H224L223 201H224V206L225 207H228V209H234V205L235 206H237V203L234 201L235 199H234V196L236 195V194H238L237 195V197L239 196L240 198H245L244 197V194L245 193H254V194H256V192L257 193H259V195L260 196H264V185L262 186V188H260L258 185H257V182L256 181H254V180H252L250 183H249V180H246V177L244 176ZM3 174H4V172H3ZM19 174V176H18V178H14V177H11L10 175L11 174H7V175H4L3 176V180L4 181H1L0 180V187L1 188H7V187H9V186H11L12 185V183L13 182H16V184L14 183L10 188H8L9 190H11L10 192L13 194V195H15V194H18V192H19V194H23V198H25L26 197V192L24 193L23 191H22V189L24 190L25 189V187H26V183H27V179H28V176L24 173V171H23V173L22 174H20V173H18ZM36 174V173H35ZM162 174V175H161ZM251 174V173H250ZM250 174H248V175H250ZM147 176V177H148ZM174 176L176 177V174L174 173ZM251 176V175H250ZM140 178V179H141ZM0 179H1V177H0ZM77 180V179H76ZM201 180V179H200ZM220 180H221V178H220ZM245 181V183L246 184H244L243 186H242V188L241 189H239V190H236L235 189V187H238V184L239 183H242L243 184V182L242 181ZM79 181V180H78ZM132 181H134V180H132ZM140 181H142V180H140ZM194 181H196V180H194ZM202 181V180H201ZM37 182V181H36ZM131 182V181H130ZM164 182V183H163ZM197 182V181H196ZM3 183V184H2ZM132 183H134V184H136L137 186H139L141 189H142V197H143V201L140 203V204H135L131 199H129L128 197L126 198L122 193V196L124 197V198H126V200L127 201H129V202H131L132 204H133V206H134V208H135V206L136 207H139L140 208V206L141 205H143L144 203H145V198H144V196H146V195H144V190H143V188L138 184V182L136 183V182H132ZM197 184V183H196ZM35 185V184H34ZM66 185H68V184H61V185H58V187L59 186H63V187H70L71 189L68 191V192H72V191H74V187H72V186H66ZM220 185V184H219ZM75 186V185H74ZM120 186V185H119ZM118 186V187H119ZM19 187H21V189L19 188ZM24 187V188H23ZM61 187H59V188H61ZM62 187V188H63ZM197 187V186H196ZM195 187V188H196ZM199 187V186H198ZM197 187V188H198ZM214 187V186H213ZM0 188V189H1ZM200 188V187H199ZM203 188V187H202ZM205 189V188H204ZM238 189V188H237ZM207 190V189H206ZM219 190V189H218ZM47 191V190H46ZM30 192V191H29ZM68 192H66V193H68ZM121 192V191H120ZM192 192H193V190H192ZM65 193V194H66ZM119 193V192H118ZM174 193V192H173ZM177 192H175V194H176ZM200 193V192H199ZM244 193V194H243ZM197 193H195V195H196ZM5 196H3L2 195V197L3 198H1V200H0V203H1V207H4V206H6V208H8V207H10L9 205H12V203L13 202H11V203H9V201L7 200V201H5V199L7 198V197H9L8 195H6V194H4ZM203 195H205L204 193L201 195V197L203 196ZM86 197V196H85ZM122 197V198H123ZM205 197H206V195H205ZM51 198V197H50ZM110 198V197H109ZM209 198V197H208ZM210 198H212V197H210ZM262 198H264V197H262ZM53 199V198H52ZM166 201H165V200ZM193 199H195L196 200V198H193ZM202 199V198H201ZM241 200V199H240ZM247 200V199H246ZM194 201V200H193ZM203 202V203H202ZM243 202V201H242ZM120 203V202H119ZM176 203V204H175ZM195 204H197L198 203V200H196L195 202H194ZM117 204V203H116ZM124 204V203H123ZM200 204H207V201L206 200H202L201 201V203ZM211 204V203H210ZM245 204V203H244ZM86 205V204H85ZM8 206V207H7ZM126 206V205H125ZM215 206L216 207H219L217 204H215ZM81 207H82V205H81ZM124 207V206H123ZM162 207V210H160V208ZM196 207V206H195ZM84 208H85V206H84ZM203 208V207H202ZM205 208V207H204ZM78 209V208H77ZM82 209V208H81ZM122 207H121V205H118V206H115V204H114V201L112 200V199H105V196H102V197H98V202L96 203V205L95 206H93V207H89L88 208V214H85V215H87V216H85L84 218L81 216V218H83L84 219V221L83 220H81V223L82 224H80V223H77L76 222V227H75V223L74 222H71L73 225H74V230H73V232H72V234H70V236L69 237H66L65 236V238H66V240L68 241V242H70L71 243V245L73 246L72 247V252L73 253H76L77 254V257L79 256V257H83L84 256V258L86 259V260H88V261H91L92 263H100V264H103V263H106V264H143L144 262H142L141 261V259H139L138 257H139V255H141V253L136 257L134 254H133V252H130L129 254H127L126 256H124L125 257V259L126 260H117V256H118V254H120V251H119V253L117 254V252H118V249L116 248V250L117 251H113V252H110L109 250H104V249H106L105 248V246L103 245V243H102V247L104 248V249H102V248H99V249H97L98 247H101V246H98L97 247V243L98 242H95L94 240L96 239V240H100L101 239V237H103V235L102 234H99V233H96V232H103L104 233V231H107V232H111V233H114V232H117V230L118 231H120L119 229H122V231H123V233L126 231V232H128V234L130 235V238H129V241L130 242H127V243H130V245H134V244H136L137 245V240H136V238L135 237H133L132 238V236L134 235L133 233H131L129 230H131V228H133V227H131V226H129V223H128V221L126 222L125 220H124V217H123V212H122ZM126 209V208H125ZM199 209V208H198ZM247 209H249V207L247 208ZM30 210V212H29V214H28V212H23L22 214H17V215H15L19 220H21V219H23V218H25V217H28V216H31L30 214H32V213H34V210L32 209V208H30L29 209ZM201 210H203V209H201ZM200 210V211H201ZM206 210V209H205ZM231 210V211H232ZM77 211V210H76ZM80 211V210H79ZM125 211V210H124ZM144 211V210H143ZM190 211V210H189ZM193 211V210H192ZM191 211V212H192ZM248 211V210H247ZM86 211H84V213H85ZM140 212H142V211H140ZM187 212V211H186ZM214 212V211H213ZM245 212V211H244ZM243 212V213H244ZM250 212V211H249ZM12 213H14L13 211H12ZM11 213V214H12ZM16 213H17V211H16ZM87 213V212H86ZM164 213V214H163ZM192 213H194V214H196L197 216H200V214L199 213H197L196 212V209L192 212ZM215 213V212H214ZM261 213H263V214H261L262 216H261V223H262V221L264 222V210L263 211H261ZM141 214V213H140ZM201 214H202V211H201ZM250 214V213H249ZM74 215V214H73ZM84 215V214H83ZM241 215V214H240ZM244 215V214H243ZM253 214H251V216H252ZM255 215V214H254ZM253 215V216H254ZM126 216H127V214H126ZM131 216V215H130ZM231 216V215H230ZM133 218L131 219V222H132V220H134L137 216H136V214L134 215V216H132ZM140 217V216H139ZM204 217V216H203ZM217 217V216H216ZM260 217V216H259ZM35 218V217H34ZM236 218V217H235ZM74 219H77V218H74ZM138 219V218H137ZM199 219V218H198ZM4 220V219H3ZM24 220V219H23ZM36 220V219H35ZM178 220H180L179 222L180 223H178ZM214 220H216V219H214ZM260 220H259V222H260ZM72 221V220H71ZM75 221V220H74ZM83 221V222H82ZM201 221H202V219H201ZM205 220H203V222H204ZM253 221V220H252ZM7 222V221H6ZM5 222V223H6ZM143 222V221H142ZM37 223H38V221H37ZM126 223H127V229H125V227H126ZM138 223V222H137ZM198 223V222H197ZM202 223V222H201ZM250 224H251V222H249ZM15 224V223H14ZM34 224H36V223H34ZM82 225V227L84 228V238H79V237H77V236H75V234H76V229L78 228V226H79V228H82L80 225ZM132 224V223H131ZM263 224V223H262ZM2 225V223H0V226ZM39 225H41V224H39ZM67 225V224H66ZM72 225V226H73ZM142 225V224H141ZM195 225V224H194ZM6 226V225H5ZM15 226H17V225H15ZM197 226V225H196ZM255 226H257V225H255ZM64 227V226H63ZM192 227V226H191ZM52 228H53V225H52ZM70 228V227H69ZM197 228V227H196ZM245 228H247V227H245ZM262 228L264 229V225H262ZM261 228V229H262ZM5 229V228H4ZM3 229V230H4ZM30 229L32 230V228L30 227ZM71 229H73V228H71ZM115 229V230H114ZM124 229H125V231H124ZM192 229V228H191ZM194 229V228H193ZM256 229V228H255ZM2 230V231H3ZM19 230V232H21V234L22 235H19V237L22 239V242H24V243H28L29 242V236H30V231H29V229L27 228V227H25L24 225H22V226H20V228L18 229ZM53 230V229H52ZM51 230V231H52ZM197 230V229H196ZM114 231V232H113ZM121 231V232H122ZM177 231H179V233H177ZM202 231V230H201ZM13 232H15V231H13ZM23 232V233H22ZM37 232V231H36ZM71 232V231H70ZM126 232H125V235H126ZM163 232H164V234H163ZM216 232V233H215ZM256 232V231H255ZM11 233V232H10ZM17 233V232H16ZM85 233H89L88 235H85ZM233 233H235L234 235H235V243H234V245H231L232 244V242L231 241H229V237L230 236H232V234ZM253 233V232H252ZM258 233V232H257ZM14 234V233H13ZM32 234V233H31ZM58 234V233H57ZM62 234V233H61ZM64 234V233H63ZM62 234V235H63ZM98 234V235H97ZM108 234V233H107ZM190 234V235H189ZM212 234V235H211ZM120 235V234H119ZM124 235V236H125ZM189 235V236H188ZM200 235V236H199ZM229 235V236H228ZM60 236V235H59ZM110 236V235H109ZM124 236H123V239H124ZM148 236V235H147ZM18 237V236H17ZM127 237V236H126ZM125 237V238H126ZM113 238V237H112ZM112 238H111V241H112ZM118 238H119V236H118ZM222 239V241H223V243L220 245V243H219V239ZM4 239V238H3ZM43 239V238H42ZM147 239V238H146ZM166 239H167V241H166ZM231 239V238H230ZM0 240H2V239H0ZM16 240V239H15ZM20 240V239H19ZM105 240V239H104ZM115 240V239H114ZM113 240V241H114ZM144 240V239H143ZM64 241V240H63ZM109 241V240H108ZM11 242V241H10ZM14 242V241H13ZM45 242V241H44ZM124 242V241H123ZM2 242L0 241V244H1ZM62 243V242H61ZM140 243V242H139ZM98 244H100V243H98ZM107 244V243H106ZM110 244V243H109ZM4 245H7V242H4ZM101 245V244H100ZM118 245V244H117ZM126 245V244H125ZM128 245V244H127ZM130 245H128V246H130ZM140 246H141V244H139ZM171 245H172V247H171ZM222 245H225V248H222L221 246ZM57 246V245H56ZM93 247L92 249H94V250H92V249H90L91 247ZM127 246V247H128ZM69 247H71L70 246V244H69ZM90 247V248H89ZM108 247V246H107ZM112 247V246H111ZM115 247V246H114ZM113 247V248H114ZM126 247V246H125ZM166 247V248H165ZM186 247V248H185ZM52 248V247H51ZM141 248V247H140ZM140 248H138V249H140ZM145 248V247H144ZM147 248V247H146ZM4 249V247H0V254L2 253V250ZM62 249V248H61ZM65 249H67V248H65ZM70 249V248H69ZM69 249H67V250H69ZM131 249H132V247H131ZM165 250V252H166V255H168V257L165 259V257L166 256H164V254H163V252H164V250ZM239 249V248H238ZM48 250V249H47ZM47 250H46V252L45 253H47ZM59 250V249H58ZM121 250V249H120ZM127 250V249H126ZM125 250V251H126ZM137 250V249H136ZM61 251V250H60ZM128 251V250H127ZM131 251V250H130ZM135 251V250H134ZM139 251V250H138ZM239 251V250H238ZM65 252V251H64ZM98 252H101V254L100 255H98ZM129 252V251H128ZM127 252V253H128ZM146 252V251H145ZM155 252H159V255H156V253ZM164 252V253H165ZM243 252V251H242ZM38 253V252H37ZM41 253V252H40ZM54 253V252H53ZM57 253V252H56ZM59 253V252H58ZM123 253V252H122ZM39 254V253H38ZM48 254V253H47ZM51 254H52V251H51ZM63 254V253H62ZM138 254V253H137ZM231 254V253H230ZM59 255H61V254H59ZM66 255H68V254H66ZM134 255V256H133ZM237 255V254H236ZM240 255V254H239ZM33 256V255H32ZM46 256V255H45ZM65 256V255H64ZM70 256V255H69ZM231 256V255H230ZM232 256H234V255H232ZM245 256V255H244ZM254 256L256 257V256H259L258 257V259H255L254 258ZM34 257H35V254H34ZM41 257V256H40ZM50 257V256H49ZM58 257V256H57ZM63 257V256H62ZM120 257V256H119ZM160 257H163V258H160ZM241 257H243V255H241ZM58 258H60V257H58ZM97 258H100L99 260H97ZM141 258V257H140ZM38 259V258H37ZM67 259V258H66ZM69 259V258H68ZM144 259V258H143ZM1 260V259H0ZM140 261H141V263H140ZM30 262V261H29ZM34 262H35V260H34ZM210 262V261H209ZM36 263V262H35ZM146 263V262H145ZM212 263H213V261H212ZM220 263V262H219ZM47 264H49L48 262H47ZM67 264H68V262H67ZM70 264V263H69Z\"/></svg>", "mask_w": 264, "mask_h": 264}, {"label": "water", "instance_id": "95a60500", "mask_svg": "<svg viewBox=\"0 0 264 264\" xmlns=\"http://www.w3.org/2000/svg\"><path fill=\"white\" fill-rule=\"evenodd\" d=\"M231 64H239L241 68L239 69V75L241 78H245L246 84L251 85L253 90L260 91L261 94L264 95V70L258 64L252 61L251 58L245 55H238L236 58H232L230 60ZM146 95L150 94V90H146L144 92ZM84 125L88 129V138H84V140L80 143L74 145V148L78 151H82L88 157H91L95 150L99 145V141L94 140V131L84 119L74 117L73 119L69 120L63 126V129L66 131H73L76 127ZM88 163H82L80 166V176L86 171L88 167ZM177 167L182 172L184 169L187 171L190 170L189 166L185 162H179ZM71 188L70 187H61L55 191L47 192L45 195L46 197H57L62 194L68 192ZM121 193L127 198L131 199L135 204H140L143 201L142 197V189L134 183H126L120 187ZM187 264H213L209 261H198V262H189Z\"/></svg>", "mask_w": 264, "mask_h": 264}, {"label": "crops", "instance_id": "0c3cea01", "mask_svg": "<svg viewBox=\"0 0 264 264\" xmlns=\"http://www.w3.org/2000/svg\"><path fill=\"white\" fill-rule=\"evenodd\" d=\"M189 164V163H188ZM190 165V164H189Z\"/></svg>", "mask_w": 264, "mask_h": 264}, {"label": "snow or ice", "instance_id": "6c2138e0", "mask_svg": "<svg viewBox=\"0 0 264 264\" xmlns=\"http://www.w3.org/2000/svg\"><path fill=\"white\" fill-rule=\"evenodd\" d=\"M213 264H214V262H213Z\"/></svg>", "mask_w": 264, "mask_h": 264}]
</instances>
